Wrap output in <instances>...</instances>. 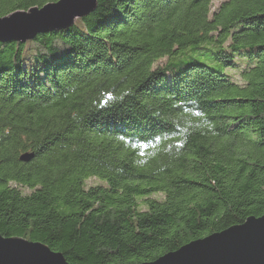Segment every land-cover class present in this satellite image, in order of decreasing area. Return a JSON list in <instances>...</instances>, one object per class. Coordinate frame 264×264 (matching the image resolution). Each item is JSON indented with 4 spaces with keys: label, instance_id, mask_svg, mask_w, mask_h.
<instances>
[{
    "label": "trees",
    "instance_id": "trees-1",
    "mask_svg": "<svg viewBox=\"0 0 264 264\" xmlns=\"http://www.w3.org/2000/svg\"><path fill=\"white\" fill-rule=\"evenodd\" d=\"M263 215L264 0H98L0 43V235L139 264Z\"/></svg>",
    "mask_w": 264,
    "mask_h": 264
},
{
    "label": "water",
    "instance_id": "water-1",
    "mask_svg": "<svg viewBox=\"0 0 264 264\" xmlns=\"http://www.w3.org/2000/svg\"><path fill=\"white\" fill-rule=\"evenodd\" d=\"M98 0H59L0 17V43H26L40 34L66 30L97 8ZM33 153L20 159L28 162ZM0 264H70L61 252L22 237L0 235ZM139 264H264V215L249 217L187 243L155 261Z\"/></svg>",
    "mask_w": 264,
    "mask_h": 264
},
{
    "label": "rangeland",
    "instance_id": "rangeland-1",
    "mask_svg": "<svg viewBox=\"0 0 264 264\" xmlns=\"http://www.w3.org/2000/svg\"><path fill=\"white\" fill-rule=\"evenodd\" d=\"M165 61H166V59H161L157 64H160V65H162V64H164L165 63ZM95 183H97V179H90L89 181H88V184H95Z\"/></svg>",
    "mask_w": 264,
    "mask_h": 264
}]
</instances>
